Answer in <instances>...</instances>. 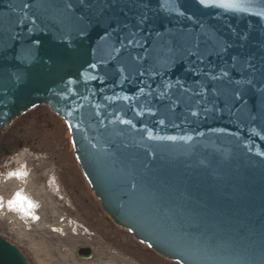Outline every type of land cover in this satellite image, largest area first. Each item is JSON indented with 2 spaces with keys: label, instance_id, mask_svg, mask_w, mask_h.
<instances>
[{
  "label": "water",
  "instance_id": "water-1",
  "mask_svg": "<svg viewBox=\"0 0 264 264\" xmlns=\"http://www.w3.org/2000/svg\"><path fill=\"white\" fill-rule=\"evenodd\" d=\"M261 12L264 0L242 12L0 0V133L47 106L103 209L137 240L180 264H264ZM0 264L30 263L0 236Z\"/></svg>",
  "mask_w": 264,
  "mask_h": 264
},
{
  "label": "rangeland",
  "instance_id": "rangeland-1",
  "mask_svg": "<svg viewBox=\"0 0 264 264\" xmlns=\"http://www.w3.org/2000/svg\"><path fill=\"white\" fill-rule=\"evenodd\" d=\"M2 136L25 145L0 160V236L30 264H180L110 218L80 168L69 125L49 107L18 118ZM17 169L24 180L12 175ZM21 194L36 217L9 207ZM81 248L92 249L93 257L80 258Z\"/></svg>",
  "mask_w": 264,
  "mask_h": 264
},
{
  "label": "snow or ice",
  "instance_id": "snow-or-ice-1",
  "mask_svg": "<svg viewBox=\"0 0 264 264\" xmlns=\"http://www.w3.org/2000/svg\"><path fill=\"white\" fill-rule=\"evenodd\" d=\"M198 2L205 7H216L225 11L242 12L247 11V5L251 3V0H198ZM259 15L264 16V12L259 13ZM26 203L30 206V202L26 201Z\"/></svg>",
  "mask_w": 264,
  "mask_h": 264
},
{
  "label": "bare ground",
  "instance_id": "bare-ground-1",
  "mask_svg": "<svg viewBox=\"0 0 264 264\" xmlns=\"http://www.w3.org/2000/svg\"><path fill=\"white\" fill-rule=\"evenodd\" d=\"M20 159L21 158H19L15 163L20 162ZM12 175H15L21 180H24V172L21 169H17L12 173ZM26 201L30 202V206L28 203H26ZM9 207H12L20 217H23L25 219L36 217L32 209L33 205L31 204V201L28 198H26L24 194H21L18 200H15L13 203H10Z\"/></svg>",
  "mask_w": 264,
  "mask_h": 264
},
{
  "label": "flooded vegetation",
  "instance_id": "flooded-vegetation-1",
  "mask_svg": "<svg viewBox=\"0 0 264 264\" xmlns=\"http://www.w3.org/2000/svg\"><path fill=\"white\" fill-rule=\"evenodd\" d=\"M3 132L0 133V160L5 157L10 158L12 155H14L15 151L23 148V146L25 145L23 141L13 143L12 140H9L2 136Z\"/></svg>",
  "mask_w": 264,
  "mask_h": 264
}]
</instances>
